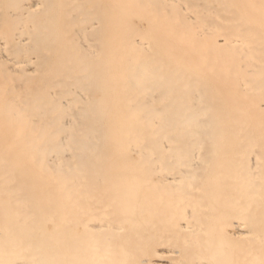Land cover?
<instances>
[{"label":"bare ground","instance_id":"obj_1","mask_svg":"<svg viewBox=\"0 0 264 264\" xmlns=\"http://www.w3.org/2000/svg\"><path fill=\"white\" fill-rule=\"evenodd\" d=\"M0 264H264V0H0Z\"/></svg>","mask_w":264,"mask_h":264}]
</instances>
